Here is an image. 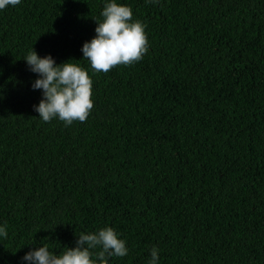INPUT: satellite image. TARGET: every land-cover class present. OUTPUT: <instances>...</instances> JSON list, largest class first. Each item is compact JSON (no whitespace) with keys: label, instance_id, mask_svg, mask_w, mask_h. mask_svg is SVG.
<instances>
[{"label":"trees","instance_id":"16d2710c","mask_svg":"<svg viewBox=\"0 0 264 264\" xmlns=\"http://www.w3.org/2000/svg\"><path fill=\"white\" fill-rule=\"evenodd\" d=\"M108 2L0 10V264L104 227L129 250L108 264H264V0H117L148 51L97 73L81 49ZM32 50L88 71L85 122L39 117Z\"/></svg>","mask_w":264,"mask_h":264},{"label":"clouds","instance_id":"9594fccd","mask_svg":"<svg viewBox=\"0 0 264 264\" xmlns=\"http://www.w3.org/2000/svg\"><path fill=\"white\" fill-rule=\"evenodd\" d=\"M157 3L158 0H146ZM20 0H0V10L16 6ZM97 20L96 35L86 41L81 51L83 59L99 73H107L117 65L129 66L140 61L147 53L149 42L145 26L133 21L132 9L111 0L105 4ZM29 69L38 74L32 84L33 89H41L42 99L34 110L44 122L58 118L66 126L74 121L85 122L93 108V81L87 70L69 61L56 64L49 54L41 57L32 50L23 58ZM0 236L7 238L6 226H0ZM100 250L93 253V249ZM126 241L118 237L112 227H104L97 232L80 233L75 247L57 255L48 246L34 248L22 260L29 264H108L111 257H124L128 254ZM159 249H151L149 264H158Z\"/></svg>","mask_w":264,"mask_h":264}]
</instances>
